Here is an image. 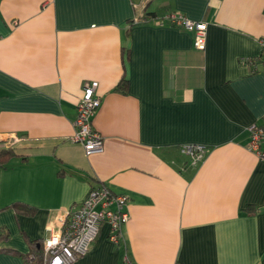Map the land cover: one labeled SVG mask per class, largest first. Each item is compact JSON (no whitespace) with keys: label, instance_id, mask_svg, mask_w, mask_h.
Returning a JSON list of instances; mask_svg holds the SVG:
<instances>
[{"label":"crops","instance_id":"obj_1","mask_svg":"<svg viewBox=\"0 0 264 264\" xmlns=\"http://www.w3.org/2000/svg\"><path fill=\"white\" fill-rule=\"evenodd\" d=\"M171 13L207 23L204 49ZM262 37L264 0H0V146L17 153L0 167V264H27L99 183L127 195L124 242L103 222L70 264H264V158L246 131L264 121ZM84 80L100 97L90 154L69 140ZM185 143L209 150L192 164Z\"/></svg>","mask_w":264,"mask_h":264},{"label":"built area","instance_id":"obj_2","mask_svg":"<svg viewBox=\"0 0 264 264\" xmlns=\"http://www.w3.org/2000/svg\"><path fill=\"white\" fill-rule=\"evenodd\" d=\"M167 20L192 31L194 46L197 49L205 48V21L192 19L182 13H171ZM259 46V54L264 58V37L259 39ZM97 85L96 80L83 81L72 122L74 132L69 137L71 142L79 143L86 154L103 148V137L93 126V116L100 104V97L96 94ZM246 131L247 148L257 157L264 158V121L250 123L246 126ZM180 149L195 164L203 158L209 147L199 143H185ZM127 200L125 193L115 192L105 183L91 186L77 206L60 219V229L50 231L43 239L42 264H70L90 248L103 222L109 226L108 239L115 245L122 244V228L129 217ZM33 258L32 252L27 254V259ZM122 264L131 263L124 256Z\"/></svg>","mask_w":264,"mask_h":264},{"label":"trees","instance_id":"obj_3","mask_svg":"<svg viewBox=\"0 0 264 264\" xmlns=\"http://www.w3.org/2000/svg\"><path fill=\"white\" fill-rule=\"evenodd\" d=\"M147 4L143 5L142 8L140 9V13L139 15V19L141 20H149L155 17V14L153 13V11H149L146 10ZM132 23V22H131ZM128 48V47H127ZM256 58L254 57H250L248 59H246V62L251 65V63H254ZM258 59H264L259 55ZM126 79L121 78L119 80V82L116 85L117 89L122 90L124 88V86L126 85ZM17 153L11 148V147H4V146H0V167L2 166H7L8 163L10 162L11 158L13 156H15ZM9 207L13 208V210L15 212H24L27 214L30 213H34L36 208L32 205H29L27 203H23L20 201H14L12 203H10L8 205ZM43 240L38 241H30V245H31V250L30 252H32L34 254V258L33 259H27V257H25V261L27 262V264H42V250H43Z\"/></svg>","mask_w":264,"mask_h":264},{"label":"rangeland","instance_id":"obj_4","mask_svg":"<svg viewBox=\"0 0 264 264\" xmlns=\"http://www.w3.org/2000/svg\"><path fill=\"white\" fill-rule=\"evenodd\" d=\"M146 1V0H145ZM153 4V3H152ZM151 5V4H150Z\"/></svg>","mask_w":264,"mask_h":264}]
</instances>
